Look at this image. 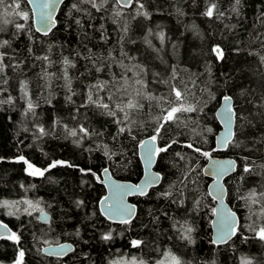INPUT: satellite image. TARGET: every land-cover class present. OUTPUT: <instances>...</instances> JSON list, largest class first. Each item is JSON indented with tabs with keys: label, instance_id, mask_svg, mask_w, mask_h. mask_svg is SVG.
Listing matches in <instances>:
<instances>
[{
	"label": "trees",
	"instance_id": "1",
	"mask_svg": "<svg viewBox=\"0 0 264 264\" xmlns=\"http://www.w3.org/2000/svg\"><path fill=\"white\" fill-rule=\"evenodd\" d=\"M15 2L30 18L6 16L0 6V27L5 29L0 41H10V47L0 51L6 52L5 64L16 65L0 73V89H6L0 91V100L13 99L0 105V201L39 202L50 220L39 222L38 211L32 209L31 216L24 213L25 204L19 205V211L12 206L14 215L7 214L9 208H0V219L21 237L19 244L0 240V264H13L21 248L23 264H111L122 257L153 264L165 259L167 250L183 264H241V257L264 264V241L250 230L264 225V216L259 215L260 205L242 199L252 189L264 192V0H241L238 13L231 10L234 0H142L150 13L147 17L137 14L135 0L129 8L107 0L101 11L79 0H66L47 35L33 29L26 1ZM73 3L79 11L71 8ZM210 3L223 15H204ZM5 18L13 24L3 25ZM15 23H23L26 30L16 32ZM217 45L223 59L212 51ZM44 56L48 60L37 59ZM65 58L74 66H66ZM22 82L28 92L23 99ZM173 87L199 111L181 113L161 129L158 144L163 147L167 142L171 147L156 159L160 184L144 196L130 198L137 207L131 225L112 223L98 206L105 194L101 171L107 167L114 177L133 182L140 178L138 144L154 133L157 118L168 107L160 98L175 99ZM90 89L94 99L113 107L129 97L141 106L113 118L88 103ZM149 94L157 99L148 100ZM223 96L232 98L234 129L227 148L218 152L214 136L220 127L214 113ZM29 98L34 110L26 113ZM125 113L128 120L117 124ZM65 125L77 130L83 126L89 135L74 144L76 138L68 135ZM120 127L131 130L120 133ZM40 128L47 134L41 135ZM189 143L237 161L225 185L226 200L240 222L236 235L223 245L210 239L214 203L207 192L210 180L202 173L206 157L189 149ZM19 154L41 168L51 159L90 167L100 179L75 167H56L45 177H33L23 162H14ZM245 166L253 170L246 173ZM169 191L171 196L158 195ZM77 201L84 203L78 207ZM185 221L194 229V243L180 238L176 222ZM108 231L113 239L102 240ZM133 239L146 243L134 248ZM44 241H68L74 248L64 257L50 256L42 252Z\"/></svg>",
	"mask_w": 264,
	"mask_h": 264
},
{
	"label": "snow or ice",
	"instance_id": "2",
	"mask_svg": "<svg viewBox=\"0 0 264 264\" xmlns=\"http://www.w3.org/2000/svg\"><path fill=\"white\" fill-rule=\"evenodd\" d=\"M28 3H31L32 0H27ZM62 3L63 0H60ZM80 3H85L91 5L92 8L96 9L97 11H101L104 8V5L107 3V0H79ZM135 2L139 5L137 11L138 15H143L145 17L149 16L150 13H148L145 9V4L142 2V0H135ZM55 3L56 0H45L44 3L38 5L40 8L39 18L38 22L40 24V27L36 29L37 31H43L45 34H47L51 28L54 25V20L52 17V11L55 10ZM115 3L117 5H120L121 7H129L133 3V0H115ZM241 4V0H234L233 6H232V12L238 13L239 11V5ZM0 6L4 7V13L6 16H19L22 20L27 21L29 20V12L20 10L21 5L20 3H16L15 0H13V3L11 4H5V0H0ZM72 9H76L79 11V7L77 3H73L71 5ZM217 5L215 3H210L206 7V11L204 15L208 17H213L214 13L222 16L223 13H218L217 11ZM116 15H120L119 12L116 13ZM79 23V21H76ZM3 25L13 24V20L10 19H3L2 20ZM14 28L16 32H23L25 31V25L23 23H15ZM5 29L3 27H0V32H3ZM127 31V29H125ZM149 33L151 34V29H149ZM160 38L164 39V34L160 33ZM5 46L10 47V41L8 39H3L0 41V49L5 48ZM31 51V50H30ZM214 53H216L218 59H223V50L220 48L219 45L214 47L212 49ZM6 56L5 51H0V73L3 72L5 67H16V65H8L4 63V59ZM37 59H43L48 60L47 56L44 57H37ZM261 60L264 61V57H261ZM64 64L66 66H74L71 65V61L68 58H65ZM64 78L67 80V67L64 70ZM137 84H142L143 82L140 80L136 81ZM3 84H7V81H3ZM70 84V80H69ZM98 87L99 86H93ZM6 89H0V91H5ZM21 90H22V96L21 98H27L28 92H27V83L22 82L21 83ZM137 95H140L137 93ZM172 95H174V100H167L165 101L164 98H160L161 102H166L168 104L167 108H163V115L161 117H158L157 119L160 121L158 126L154 129V133L148 138L147 141H140V146L143 148L144 151V159L146 163L150 166L153 162V159L155 157H159L162 153H166L168 149L171 147L170 144L165 143V146L161 147L159 144H157L158 137L162 134L161 129L165 128L166 124L169 122H175L179 119V114L181 113H195L199 111L198 107L194 104L187 103L184 97V94L181 92V90L176 89L173 87L172 89ZM146 98L148 100L157 99L156 97L152 95H147ZM69 100H71V97H68ZM224 101V111L221 113L222 118L225 120V123L228 126V132L219 139L218 145L220 147L226 146L233 137L232 132V122H233V116H234V109L232 108V98L230 96H223L222 97ZM109 100H111V96L109 97ZM87 101L90 104H95L98 107L106 110V114L112 116L115 118L118 114V112H125V109L133 110L141 105L134 100L133 98L129 97L127 99L126 103L115 104L114 107L110 105L109 103H103L98 99H94L93 95L91 94V89L89 91V94L87 96ZM13 102V99L9 96L6 100H0V105L3 104H11ZM123 104V106H122ZM34 110V104L31 101V99H28L27 103V112H32ZM264 115V113H262ZM128 120V115L125 113L124 120H116L115 122L117 124L125 123ZM58 122V121H57ZM65 129L68 131V135L75 137L76 139L73 140L74 144L79 145L82 140H84L88 135L89 131L87 128H84L83 126H80L79 129H68L67 125L64 126ZM130 128L127 127H120L119 132L123 133L125 131H130ZM40 134L46 135V131L43 128H40ZM208 131H211V129H208ZM115 139V137H113ZM175 143V141H173ZM189 149H192L194 152L199 153L205 157L211 156V154L208 151H202L200 147H195L193 143H189L186 145ZM106 147V146H105ZM107 155V152H106ZM177 155H180L177 153ZM183 159V157H181ZM248 158L245 157V160ZM14 162H23V164L26 165L25 171L28 175L33 177H45V174L50 172V170L56 168V167H75L84 175H93L96 176V173L93 172V170L89 168H80L78 165H73L72 163L61 160V159H51L50 162L47 163V166L44 168L38 167L36 164L32 163L29 159H27L23 154H19L14 158ZM234 170V162L229 161L225 163H220L218 161H214L212 164V167L209 169V173L211 174H217L222 175L223 173ZM253 169L245 166L244 172L250 173ZM103 173L105 176L108 175L109 169L105 167L103 169ZM187 178V177H185ZM50 182L52 181L51 177H48ZM96 179H100L99 176H96ZM162 177L159 173H152L151 171L146 173L145 179L139 183V184H120L116 183L114 181H109V188L111 189L110 195L104 197V199L101 201V204L104 205L102 208V212L109 218V219H118L120 223L125 225H131L133 216H134V210L135 206L128 205L124 201V197L135 193L139 195H146L147 189L157 184ZM215 190V189H214ZM222 189H220V192L222 193ZM158 195H162L165 197L171 196V192H165L160 193ZM242 199L250 200L252 204L260 205V216H264V192H257L255 189H252L248 196L242 197ZM83 201H77V206L83 205ZM25 204L27 207L23 209V212L28 214L29 216L32 215V211H43L39 207V202L33 203L31 200H19V201H8L3 200L0 201V208H9L8 215H14L15 213L11 211L12 206H16L17 211H19V205ZM29 209H32V211H29ZM215 212L218 213V220H217V234L213 238L212 243L213 244H221L227 242L232 236L236 235L237 233V222L235 219L234 213H231L225 209H223V206L221 205L220 209H214ZM178 224V231L180 233V238L182 240L187 241L188 243H194L195 241L192 238V233L194 231L191 224H189L187 221L184 223ZM0 229H3L4 233L6 234V238L9 240L14 241L15 243L19 244L20 242V235L17 234L14 231H11L8 228L7 224H3L0 222ZM250 230L254 233V235L261 241H264V225H261L259 228H256L255 226H250ZM101 239L104 241H110L113 239V233L112 231H108L106 233H103L101 236ZM45 244H49L48 241H44ZM131 245L134 248H140L142 245H144L146 242L140 239H133L131 240ZM39 251V250H38ZM46 251L47 255H64L66 254L69 249H67L64 245H57L56 247H53L51 244H49V247ZM25 256V251L21 248L18 249V254L16 259L14 260L13 264H23V258ZM163 256L166 258L171 257L172 261H174V264H183L180 257L176 256L171 252V250H167L163 253ZM111 264H137L136 258L132 257L129 261H124L123 257L120 260H114L111 261ZM139 264H147L146 261L140 260ZM154 264H165L164 260L156 261ZM213 264L215 262L213 261ZM241 264H251V260L247 259L246 257H241Z\"/></svg>",
	"mask_w": 264,
	"mask_h": 264
},
{
	"label": "water",
	"instance_id": "3",
	"mask_svg": "<svg viewBox=\"0 0 264 264\" xmlns=\"http://www.w3.org/2000/svg\"><path fill=\"white\" fill-rule=\"evenodd\" d=\"M25 1L27 3L28 7L30 8V11H31V19H32L33 29L38 34L47 35L56 26V22H57L56 21V17H57L58 11H59L61 5L66 0H63L62 3L60 2V0H56L55 10L52 11V17H53V20H54V25H53V27L51 28V30L47 34H45L43 31H37L36 30V29H38L40 27V24L38 22L40 8L38 7V5L44 3L45 0H32L31 3H28L27 0H25ZM129 7H131V6H129ZM129 7H126V8H129ZM123 8H125V7H123ZM232 103H233V101H232ZM223 111H224V101L221 98L220 103L217 106V108L215 110V113H214L215 119L218 122L219 127H220L218 129V131L216 132L215 136H214V150L215 151H218V152H222V151H224L227 148V145L224 146V147H220L218 145L219 139L221 137H223L228 132V126L225 123V120L221 116V113ZM233 129H234V116H233V122H232V132H233ZM149 137L150 136H147V137L143 138L141 141H147ZM157 144H158V142H157ZM137 154H138V158H139V161H140V164H141L142 174H141L140 178L136 182H133V181H130V180H124V179L116 178V177H114L111 174L110 171H109L108 175L105 176L104 173H103V170L101 171V183L103 184V186L105 188V194L100 198V200L98 202V206H99V210H100V213L102 214V216L106 220H108V221H110L112 223L120 224V222H119L118 219H109L102 212V208L104 207V205L101 204V201L104 199V197L110 195L111 189L109 188V181H114V182L120 183V184H132V185H135V184L141 183L145 179V176H146V173L147 172L151 171L152 173H159L157 170L154 169L157 157H155L153 159L152 164L149 166L146 163L145 159H144V151H143V148L140 146V143L138 144V147H137ZM214 161H218L220 163H225V162L232 161V162H234V170L227 171V172L223 173L222 175L211 174V173H209V169L212 167V164H213ZM236 168H237V161L233 157H231V156H217V155H211L210 158L209 157H206V162H205V164H204V166L202 168V173L207 178H209V180H210L209 183H208V185H207V192H208L209 196L212 198L213 203H214L213 204V211H212V215H211V219H210V230H211L210 239H211V242H212L213 238L217 234L218 213L215 212L214 209H220L221 208V205H222L223 206V209H225V210H227V211H229L231 213H234L235 219H236V222H237V228L239 226V222H240L239 216L231 208V206L229 205V203L226 200L227 188H226V185H225V179L228 176L232 175L236 171ZM160 176H161V174H160ZM161 180L157 184H155L154 186H152V187H156L157 185H159L160 182H161ZM152 187H150V188H152ZM150 188L147 189V193H148V191H149ZM220 189L223 190L222 193L220 192ZM135 196H144V195H139V194L132 193V194H129V195H127V196L124 197V201H125L126 204H128L130 206H132V205L135 206L133 218L136 215L137 207H136V204L133 201L130 200V198L135 197ZM36 217H37L38 221L41 222V223H43V224L48 223L49 220H50V215L45 210L38 211L37 214H36ZM0 222H2L3 224H6L1 219H0ZM8 228L12 231V229H11V227L9 225H8ZM3 238H6V234L4 233L3 229H0V240L3 239ZM232 238H233V236L227 242H229ZM227 242H225V243H227ZM225 243H221V244H217V245H223ZM51 245L53 247H56L57 245H64L67 249H69V251L66 254H64V255H60V256H57L55 254L50 255V256H57V257H64L65 255H67L68 253H70L73 250V248H74V246L70 242H68V241H64V242H60V243H53ZM48 247H49V244L44 245L42 247V252L44 254H46V251L45 250H47Z\"/></svg>",
	"mask_w": 264,
	"mask_h": 264
},
{
	"label": "rangeland",
	"instance_id": "4",
	"mask_svg": "<svg viewBox=\"0 0 264 264\" xmlns=\"http://www.w3.org/2000/svg\"><path fill=\"white\" fill-rule=\"evenodd\" d=\"M129 260H131V258L128 259V260L124 259L125 262H126V261H129ZM163 260L165 261V264H174V261H172L171 258H166V259H163ZM137 264H139V261H137ZM153 264H154V263H153Z\"/></svg>",
	"mask_w": 264,
	"mask_h": 264
}]
</instances>
